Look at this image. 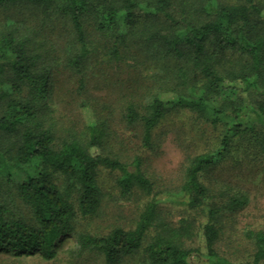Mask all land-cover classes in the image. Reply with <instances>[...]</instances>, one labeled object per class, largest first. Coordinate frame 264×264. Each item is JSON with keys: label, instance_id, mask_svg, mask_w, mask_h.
I'll return each instance as SVG.
<instances>
[{"label": "trees", "instance_id": "obj_1", "mask_svg": "<svg viewBox=\"0 0 264 264\" xmlns=\"http://www.w3.org/2000/svg\"><path fill=\"white\" fill-rule=\"evenodd\" d=\"M19 5L69 25L75 49L67 65L76 74L77 94L85 87L91 53L87 26L107 45L108 62L119 64L132 53L150 64L149 97L137 102L131 88L121 94L122 117L140 123L143 147H152L153 130L174 109L219 126L221 136L215 150L190 157L180 187L187 206L206 213L200 224L205 260L198 262L197 249L187 246L194 221L182 219L174 226L159 218L156 193L139 159L125 163L105 151L110 106H100L105 110L100 113L92 97L82 98L78 108L90 115L64 130L56 143L55 123L45 108L53 88L47 38L23 31L19 23L0 26V180L15 188L33 215L28 223L0 202V252L55 258L61 240L73 234L77 211L87 216L100 207L97 173L103 167L120 172L122 193L137 188L150 198L132 228L115 226L102 236L75 233L79 253L100 256L102 264H122L139 250L147 264H235L216 249L220 217L245 205L246 197L206 203L208 188L200 175L219 162L235 138L252 139L264 156V99L251 98L254 90L264 94V0H0V9ZM150 229L154 233L143 245ZM246 236L254 250L240 264H264V230H247Z\"/></svg>", "mask_w": 264, "mask_h": 264}, {"label": "rangeland", "instance_id": "obj_2", "mask_svg": "<svg viewBox=\"0 0 264 264\" xmlns=\"http://www.w3.org/2000/svg\"><path fill=\"white\" fill-rule=\"evenodd\" d=\"M19 23L24 28L38 31V39L45 36L48 43L44 46L46 59L51 63L53 88L46 104L47 114L54 122L56 143L64 130L84 120L90 110L78 108L84 97L90 96L100 110V106H110L109 138L106 152L118 157L122 162L130 163L139 159V167L150 180L153 193H156L157 212L172 225L177 226L182 219H192L195 224L194 236L187 241L189 248L197 249L194 260H205V247L200 224L205 222L204 208L190 209L184 195L180 192L185 166L195 154L213 151L219 146L221 128L212 126L185 109H174L167 113L152 132V147L141 144V125L129 124L122 117L121 94L131 88L137 102L146 100L152 93L153 76L150 64L135 54H126L119 64L108 62L109 54L100 37L89 26L86 33L91 53L85 61V87L77 94V78L74 70L67 65V60L74 52L70 27L66 21L54 22L43 16L38 8L19 5L0 9V26L7 23ZM18 25V24H17ZM44 50V51H45ZM52 50V51H51ZM134 57V58H133ZM252 93V94H251ZM253 100L264 99L260 90L252 91ZM168 96H172L168 94ZM142 101V100H141ZM120 172L99 168L98 185L102 196L100 207L94 214L81 216L77 211L73 234L63 238L57 247L55 258L47 260L39 255L16 258L0 252V264H102L100 256L79 253L74 234L78 232L94 236L107 234L111 228L120 226L132 228L150 196L137 188L122 193L117 184ZM200 180L208 188L206 203L214 201L225 203L229 197L243 195L246 203L233 211H224L221 215L223 231L216 243L219 255L235 264L251 259L254 246L246 236L247 230H264V156L245 136L232 140L228 152L219 162L200 175ZM71 201L76 207V196ZM0 202L14 217L33 224L30 208L17 196L15 188L0 180ZM153 229L147 233L143 245L153 235ZM122 264H147L142 251L128 256Z\"/></svg>", "mask_w": 264, "mask_h": 264}]
</instances>
